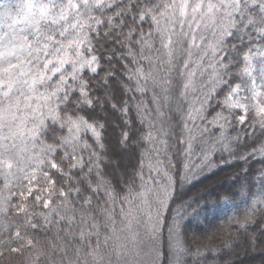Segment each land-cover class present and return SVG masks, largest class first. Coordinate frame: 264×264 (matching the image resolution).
<instances>
[{
    "label": "snow or ice",
    "instance_id": "snow-or-ice-1",
    "mask_svg": "<svg viewBox=\"0 0 264 264\" xmlns=\"http://www.w3.org/2000/svg\"><path fill=\"white\" fill-rule=\"evenodd\" d=\"M0 264H264V0H0Z\"/></svg>",
    "mask_w": 264,
    "mask_h": 264
},
{
    "label": "trees",
    "instance_id": "trees-1",
    "mask_svg": "<svg viewBox=\"0 0 264 264\" xmlns=\"http://www.w3.org/2000/svg\"><path fill=\"white\" fill-rule=\"evenodd\" d=\"M254 167H259V164H254ZM231 171L230 169L216 170L214 173H206L201 175L198 180H194L192 184L185 185V191L187 195L195 194L199 189L206 185H214L217 181H222L225 178L226 172ZM225 186H227L225 184Z\"/></svg>",
    "mask_w": 264,
    "mask_h": 264
}]
</instances>
